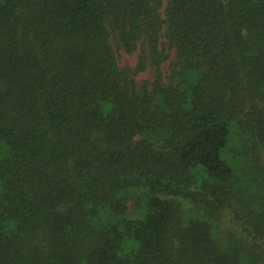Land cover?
<instances>
[{
	"label": "trees",
	"instance_id": "1",
	"mask_svg": "<svg viewBox=\"0 0 264 264\" xmlns=\"http://www.w3.org/2000/svg\"><path fill=\"white\" fill-rule=\"evenodd\" d=\"M0 264H264V0H0Z\"/></svg>",
	"mask_w": 264,
	"mask_h": 264
},
{
	"label": "rangeland",
	"instance_id": "2",
	"mask_svg": "<svg viewBox=\"0 0 264 264\" xmlns=\"http://www.w3.org/2000/svg\"><path fill=\"white\" fill-rule=\"evenodd\" d=\"M138 59V51L133 54H127L124 51L118 52V61L121 68H129L132 71L135 69ZM169 62L164 64L162 70L165 75L168 74ZM154 77V69L149 68L146 72L133 76L137 85L140 86L144 82L151 81Z\"/></svg>",
	"mask_w": 264,
	"mask_h": 264
}]
</instances>
